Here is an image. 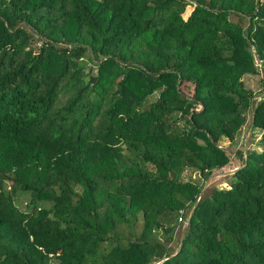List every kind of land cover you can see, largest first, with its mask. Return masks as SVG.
Returning a JSON list of instances; mask_svg holds the SVG:
<instances>
[{"label":"trees","instance_id":"16d2710c","mask_svg":"<svg viewBox=\"0 0 264 264\" xmlns=\"http://www.w3.org/2000/svg\"><path fill=\"white\" fill-rule=\"evenodd\" d=\"M256 61L263 0H0V264H264Z\"/></svg>","mask_w":264,"mask_h":264},{"label":"rangeland","instance_id":"374dc122","mask_svg":"<svg viewBox=\"0 0 264 264\" xmlns=\"http://www.w3.org/2000/svg\"><path fill=\"white\" fill-rule=\"evenodd\" d=\"M188 3L192 4L194 0H186ZM264 1V0H263ZM193 6H187L184 14L182 15L183 19H186L190 13L192 12ZM244 24V23H243ZM256 65L259 66V73L252 76H245L242 81L244 84V87L246 90L250 91L254 97H258V95L264 93V68L260 65L259 61L255 62ZM86 71V70H85ZM193 84L187 83L184 84L181 87V90L189 97L193 95ZM251 122V113L250 111L246 114V123L242 126V129L240 133L236 136L235 140L232 142H229L228 140H223L220 144L221 147L227 150L228 156L230 157L229 164L222 168L220 171L214 172L215 174L208 178L207 181L204 182V186L210 184V186H218V187H226L227 186V177L226 175H232L236 169L240 167V161L236 158L237 152L243 151L246 153L247 151H257L260 152L262 149L258 147V141L260 139L261 134L257 131H250L249 125ZM183 180L184 181H200L199 175L197 172L192 170H185L183 173ZM6 185L9 187L11 185V182H6ZM7 187V188H8ZM20 201L25 202L26 198L25 196L20 197ZM104 208H102L100 211H103ZM182 223H185L182 222ZM184 226V224H182ZM181 226L178 230L182 229ZM178 236L176 235L173 239V245L177 246L178 242Z\"/></svg>","mask_w":264,"mask_h":264},{"label":"built area","instance_id":"2783aa9c","mask_svg":"<svg viewBox=\"0 0 264 264\" xmlns=\"http://www.w3.org/2000/svg\"><path fill=\"white\" fill-rule=\"evenodd\" d=\"M259 100V99H258ZM181 219L179 218V221H180Z\"/></svg>","mask_w":264,"mask_h":264}]
</instances>
